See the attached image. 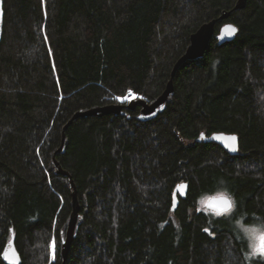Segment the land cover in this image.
<instances>
[{"label":"trees","instance_id":"16d2710c","mask_svg":"<svg viewBox=\"0 0 264 264\" xmlns=\"http://www.w3.org/2000/svg\"><path fill=\"white\" fill-rule=\"evenodd\" d=\"M237 3L4 0L0 264L12 242L21 264H62L70 178L81 212L65 264H247L235 226L264 218V0ZM227 12L216 33L233 23L235 40L183 64L156 119L140 122L137 108L68 124L130 90L154 102L191 36ZM217 134L236 136L238 152L198 142ZM221 180L236 207L217 217L198 200Z\"/></svg>","mask_w":264,"mask_h":264},{"label":"water","instance_id":"95a60500","mask_svg":"<svg viewBox=\"0 0 264 264\" xmlns=\"http://www.w3.org/2000/svg\"><path fill=\"white\" fill-rule=\"evenodd\" d=\"M246 0H238V3L235 7V11L242 10L245 8ZM232 12L224 13L219 20H213L209 23L204 24L196 33L191 36V42L189 47L187 48L186 53L184 56L176 63L174 70L171 75V80L169 81L166 90L164 93L156 99L154 102L149 103L145 99H136L131 101L128 104H114L105 107H96L86 111H79L77 112L72 120L68 123H72L74 120L79 118L87 119L90 117H104L109 115H126V110L134 111L137 108H140V112L137 116V119L140 122H149L156 119L158 116L163 114L167 108V103L170 97L174 94V78L179 70V68L188 61H197L202 59L207 50L210 47V44L213 40H216L219 45H223L226 43L233 42L237 36L238 28L233 23H225L223 24L218 33H216V25L219 21L227 20ZM229 26H234L237 29L235 34H230V32L225 31L226 28ZM3 30H4V0H0V43L3 39ZM66 128V127H65ZM233 135H224V134H217L211 137H207L205 135H201L198 139V142H215L222 145L226 150L229 151L231 155H234L239 150V141L236 136V141L233 142L231 140ZM65 141V135H63V142ZM55 165L57 167V174L69 176L67 172H65L58 161H55ZM70 177V176H69ZM71 183L73 185L74 191L72 194V214L70 216L66 236L62 244V264H65L68 260L69 253L72 247V244L76 238V233L79 226V219H80V212H81V205L78 199V192L75 188V185L70 178ZM178 196L173 200V207L172 210L176 211L180 204V200H184L188 194V184L182 183L177 187ZM4 259L7 264H21L22 259L17 251L14 243H11L10 248L6 251L4 255Z\"/></svg>","mask_w":264,"mask_h":264},{"label":"clouds","instance_id":"9594fccd","mask_svg":"<svg viewBox=\"0 0 264 264\" xmlns=\"http://www.w3.org/2000/svg\"><path fill=\"white\" fill-rule=\"evenodd\" d=\"M219 185L213 194H204L199 198L198 207L217 217L222 214L231 215L236 207L235 197L224 187L223 180L219 182ZM235 227L240 238L246 244L247 264H253L257 259H264V218H256L248 224H244L241 220Z\"/></svg>","mask_w":264,"mask_h":264},{"label":"built area","instance_id":"2783aa9c","mask_svg":"<svg viewBox=\"0 0 264 264\" xmlns=\"http://www.w3.org/2000/svg\"><path fill=\"white\" fill-rule=\"evenodd\" d=\"M137 96L138 95L134 91L130 90V91H128V93L125 96H123V97H116V100L119 103H121V104H127L130 101H132L133 99H135Z\"/></svg>","mask_w":264,"mask_h":264},{"label":"snow or ice","instance_id":"6c2138e0","mask_svg":"<svg viewBox=\"0 0 264 264\" xmlns=\"http://www.w3.org/2000/svg\"><path fill=\"white\" fill-rule=\"evenodd\" d=\"M225 31L230 32V34H235L237 32V29L234 26H229L228 28L225 29ZM231 140L233 142H235L236 141V137H234V136L231 137ZM229 207H230V205H229ZM205 231H207V229H205ZM53 248H54V244H53Z\"/></svg>","mask_w":264,"mask_h":264},{"label":"rangeland","instance_id":"374dc122","mask_svg":"<svg viewBox=\"0 0 264 264\" xmlns=\"http://www.w3.org/2000/svg\"><path fill=\"white\" fill-rule=\"evenodd\" d=\"M136 99H144L143 97L137 96ZM52 256H53V252H54V248H52Z\"/></svg>","mask_w":264,"mask_h":264},{"label":"bare ground","instance_id":"6f19581e","mask_svg":"<svg viewBox=\"0 0 264 264\" xmlns=\"http://www.w3.org/2000/svg\"><path fill=\"white\" fill-rule=\"evenodd\" d=\"M117 117V116H116Z\"/></svg>","mask_w":264,"mask_h":264}]
</instances>
